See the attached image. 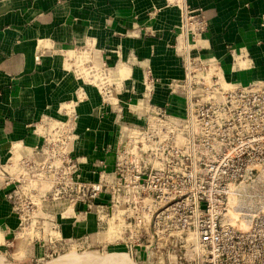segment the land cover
I'll return each mask as SVG.
<instances>
[{
	"label": "crops",
	"instance_id": "crops-1",
	"mask_svg": "<svg viewBox=\"0 0 264 264\" xmlns=\"http://www.w3.org/2000/svg\"><path fill=\"white\" fill-rule=\"evenodd\" d=\"M185 11L206 31L187 34ZM187 54L207 81L264 80V0H0L1 254L21 262L60 245L126 246L106 193L91 208L54 203L49 239L21 232L7 179L43 161L59 133L82 180L112 173L122 129L144 124L148 106L185 116Z\"/></svg>",
	"mask_w": 264,
	"mask_h": 264
},
{
	"label": "built area",
	"instance_id": "built-area-1",
	"mask_svg": "<svg viewBox=\"0 0 264 264\" xmlns=\"http://www.w3.org/2000/svg\"><path fill=\"white\" fill-rule=\"evenodd\" d=\"M183 26L195 37L208 23L185 11ZM205 75L187 54L185 116L148 106L144 124L122 129L114 170L98 180H82L69 136L49 135L43 161H23L25 170L7 179L16 182L8 197L21 229L36 217L37 182L50 177L53 203L91 208L108 194L110 227L131 252L144 230L184 249L191 263L264 264V80L242 85Z\"/></svg>",
	"mask_w": 264,
	"mask_h": 264
},
{
	"label": "rangeland",
	"instance_id": "rangeland-1",
	"mask_svg": "<svg viewBox=\"0 0 264 264\" xmlns=\"http://www.w3.org/2000/svg\"><path fill=\"white\" fill-rule=\"evenodd\" d=\"M263 146V153L264 156V140L260 143ZM244 170V169H243ZM263 176H264V169H263ZM41 186V191L39 190L38 195L39 199H33L36 203L34 204V208L36 209V217L31 220L35 224V229H31L33 225H31V220H26L24 226L27 229H22L21 232L28 230L30 232L32 230L33 237L36 239H46L50 237V222H51V215H52V194L53 190L51 189V182L50 177L41 179L37 182L36 186ZM28 200L24 199L21 200V204L25 206ZM235 202V201H234ZM233 201H231V206L229 207L230 213L233 218H237L238 213L234 211L233 205H235ZM37 226V228H36ZM42 226V227H41ZM139 241L137 243L143 245V249H145L144 256H139L136 251H130L129 248L122 245L118 242L109 243L103 245L101 247H87V246H75L72 244L59 246V249H54L53 251L47 253L44 257L39 258H30L25 261L17 262L13 261L7 254L0 253V264H49L54 262L55 260L60 262L61 260L65 259V262L62 264H77L75 260L81 257H85L88 255L95 256L98 260L102 263H95V264H107L106 261L113 264V262L117 263V260H122L126 262V264H195L188 262L187 259L184 258L185 250H179V248L170 246L168 244V239L163 236H156V235H149L144 230L139 232ZM153 251L158 254L157 256L152 257ZM118 256V257H116ZM105 257V258H104ZM126 258V259H125ZM68 259V260H67ZM69 259H72L69 261ZM129 260V261H128Z\"/></svg>",
	"mask_w": 264,
	"mask_h": 264
},
{
	"label": "bare ground",
	"instance_id": "bare-ground-1",
	"mask_svg": "<svg viewBox=\"0 0 264 264\" xmlns=\"http://www.w3.org/2000/svg\"><path fill=\"white\" fill-rule=\"evenodd\" d=\"M116 257H118V256H116ZM70 260H72V259H69V261ZM73 260H75V262L77 264H95V263H99V262L102 263L100 260H98L97 258H95V256H92V255H88V256H85V257L78 258L77 260L76 259H73ZM63 262H65V259L61 260L60 262L55 260L54 262L49 263V264H62ZM106 263L107 264H111V261L110 262L106 261ZM117 263L118 264H126V262H123L122 260H117ZM113 264H116V262H113Z\"/></svg>",
	"mask_w": 264,
	"mask_h": 264
}]
</instances>
